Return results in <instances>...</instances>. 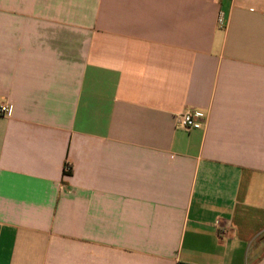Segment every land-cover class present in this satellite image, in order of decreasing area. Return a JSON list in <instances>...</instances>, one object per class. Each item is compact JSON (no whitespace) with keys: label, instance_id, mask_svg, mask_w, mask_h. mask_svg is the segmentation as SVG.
I'll return each instance as SVG.
<instances>
[{"label":"crops","instance_id":"0c3cea01","mask_svg":"<svg viewBox=\"0 0 264 264\" xmlns=\"http://www.w3.org/2000/svg\"><path fill=\"white\" fill-rule=\"evenodd\" d=\"M1 104L0 264H264V0H0Z\"/></svg>","mask_w":264,"mask_h":264},{"label":"built area","instance_id":"2783aa9c","mask_svg":"<svg viewBox=\"0 0 264 264\" xmlns=\"http://www.w3.org/2000/svg\"><path fill=\"white\" fill-rule=\"evenodd\" d=\"M218 25L221 27L224 25V16L223 12H219ZM10 107L6 104L0 105V115H9ZM203 115L200 112L193 113L191 111H185L179 115H177L176 124L178 127L183 128L187 131L192 129H200L203 126ZM71 171V167L69 164L64 166V173H69Z\"/></svg>","mask_w":264,"mask_h":264}]
</instances>
